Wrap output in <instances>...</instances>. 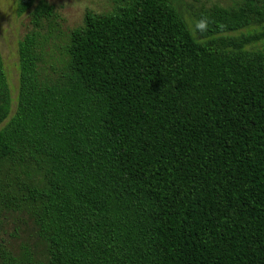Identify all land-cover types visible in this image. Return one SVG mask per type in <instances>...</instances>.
I'll return each mask as SVG.
<instances>
[{
	"label": "trees",
	"instance_id": "16d2710c",
	"mask_svg": "<svg viewBox=\"0 0 264 264\" xmlns=\"http://www.w3.org/2000/svg\"><path fill=\"white\" fill-rule=\"evenodd\" d=\"M0 49V209L36 250L7 264H264V0L215 6L196 38L172 0L87 12L60 57L46 1Z\"/></svg>",
	"mask_w": 264,
	"mask_h": 264
},
{
	"label": "rangeland",
	"instance_id": "374dc122",
	"mask_svg": "<svg viewBox=\"0 0 264 264\" xmlns=\"http://www.w3.org/2000/svg\"><path fill=\"white\" fill-rule=\"evenodd\" d=\"M46 1L56 7L61 17V40L57 43L59 51L56 58L60 57L61 49L65 46L67 36L72 30L81 28L87 12L96 14H108L113 11L117 0H37ZM178 11L182 14L192 33L198 35V18L204 11L215 6L231 8L240 3V0H172ZM18 0H0V49L4 60L6 72L9 78L13 111L15 112L19 92V69H18V45L26 34L29 25V14L23 17L17 15ZM264 33V28L253 27L239 33L224 35V38L235 39L241 36H249ZM256 50L264 49V40L254 44ZM30 225L26 220L14 214L0 209V246L11 251L12 256L19 260L22 249L36 250V239L33 236ZM0 264L4 262L0 254Z\"/></svg>",
	"mask_w": 264,
	"mask_h": 264
}]
</instances>
